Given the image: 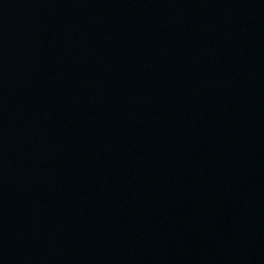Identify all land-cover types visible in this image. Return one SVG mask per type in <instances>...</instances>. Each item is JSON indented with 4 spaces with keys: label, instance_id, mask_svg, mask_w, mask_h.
Here are the masks:
<instances>
[{
    "label": "water",
    "instance_id": "95a60500",
    "mask_svg": "<svg viewBox=\"0 0 264 264\" xmlns=\"http://www.w3.org/2000/svg\"><path fill=\"white\" fill-rule=\"evenodd\" d=\"M0 264H264V0H0Z\"/></svg>",
    "mask_w": 264,
    "mask_h": 264
}]
</instances>
